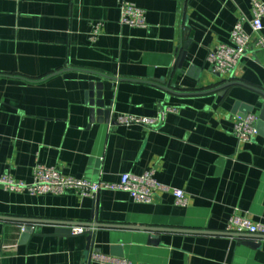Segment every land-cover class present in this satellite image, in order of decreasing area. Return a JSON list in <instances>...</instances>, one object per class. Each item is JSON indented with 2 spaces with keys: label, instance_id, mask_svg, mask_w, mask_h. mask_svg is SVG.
Wrapping results in <instances>:
<instances>
[{
  "label": "crops",
  "instance_id": "1",
  "mask_svg": "<svg viewBox=\"0 0 264 264\" xmlns=\"http://www.w3.org/2000/svg\"><path fill=\"white\" fill-rule=\"evenodd\" d=\"M123 2L145 12V28L121 24ZM252 2L0 0V177L30 184L38 165L109 184L153 172L170 189L144 204L123 191L93 199L0 186V216L24 220L0 219V264H111L91 252L131 264H264V236L226 232L234 213L264 224V130L250 142L234 134L264 105ZM239 21L248 53L233 73L214 74L208 52L230 45ZM91 87L107 121L91 122ZM167 109L154 127L115 122L159 120Z\"/></svg>",
  "mask_w": 264,
  "mask_h": 264
},
{
  "label": "built area",
  "instance_id": "2",
  "mask_svg": "<svg viewBox=\"0 0 264 264\" xmlns=\"http://www.w3.org/2000/svg\"><path fill=\"white\" fill-rule=\"evenodd\" d=\"M253 16L248 21L252 33L258 36V47H264V39L261 32L264 29V2L253 0ZM121 24L133 28H145L147 26L146 15L143 10L130 2H123L121 6ZM95 40V37H93ZM250 34L244 29V22L239 21L231 34V44H220L213 50H209L207 62L214 74L224 75L233 73L240 65L249 50ZM170 109L161 112L159 120L140 119L135 117H119L115 121L120 125H146L157 126ZM259 117L257 114L249 113L238 119L234 126V134L241 142H250L258 135L257 125ZM0 186L10 192H29L33 195L54 194L61 195L68 190H74L84 197L96 199L98 194L104 190L123 191L130 194L136 202L151 204L154 196L159 190L170 191L169 188L158 182L153 172L142 175L123 174L118 183H100L79 180L62 175L59 170L38 165L34 172V180L28 184L15 181L10 176L0 177ZM178 206H185L187 198L182 190H173ZM26 227L22 230L25 231ZM87 230L83 227L74 228L72 232L76 235L83 234ZM226 232L232 234H250L264 236V224H255L249 217L234 213L230 218ZM91 260L97 259L111 264H131L121 259L110 258L98 253L91 252Z\"/></svg>",
  "mask_w": 264,
  "mask_h": 264
},
{
  "label": "water",
  "instance_id": "3",
  "mask_svg": "<svg viewBox=\"0 0 264 264\" xmlns=\"http://www.w3.org/2000/svg\"><path fill=\"white\" fill-rule=\"evenodd\" d=\"M185 50L186 51L188 50V44L185 45ZM186 51L183 52L181 63L184 62V60H185ZM230 85H232V83L224 85L221 89L227 88ZM99 88L101 89V86H99L98 89ZM261 93L264 95L263 92H261ZM88 98H90L88 100V103L91 106V122L93 123L96 120H98L100 122L107 121L110 118V110H109V108L108 109L105 108L106 106H105L104 102L101 100V98H102L101 93H99L97 95L98 100L95 101L94 100L95 94L93 92V88L91 87V92L89 93ZM97 117H98V119H97ZM257 129H258V134L264 130V105L262 106V109L260 111ZM0 219L7 220V221L8 220L9 221H24L21 219L8 218V217H2V216H0ZM87 227L88 228L95 227V228L130 229V230H144V231L151 230L150 228H146V227H142V226H116V225H105V224H103V225L102 224H89ZM29 231H30L29 229H25L24 238H26L28 236ZM70 232H71V230H70ZM87 235L89 236V240H90V244H91L93 234H91V231H88ZM244 236L254 237V235H244ZM89 250H90V248H89Z\"/></svg>",
  "mask_w": 264,
  "mask_h": 264
}]
</instances>
